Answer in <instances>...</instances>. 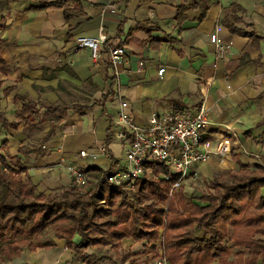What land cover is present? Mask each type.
Segmentation results:
<instances>
[{
	"label": "crops",
	"instance_id": "crops-1",
	"mask_svg": "<svg viewBox=\"0 0 264 264\" xmlns=\"http://www.w3.org/2000/svg\"><path fill=\"white\" fill-rule=\"evenodd\" d=\"M51 1L0 0V57L11 68L0 73V120L15 122L23 102L36 103L42 111L51 104L67 111L53 128L49 122L35 129L24 123L0 126V144L6 141L8 154L18 157L12 166L23 169L38 191L49 194L70 186L67 164H99L110 171L124 165L118 154L125 153L128 140L118 134L123 128L119 105L111 99L117 91L141 125L153 111H193L204 101L210 122L201 131L200 147L206 149L203 143L209 142L208 157L195 165L196 177L185 181L211 178L240 163L264 165V0H202L203 6L198 2L184 12L181 5L197 0H81L82 12L68 20L64 10L75 7L72 0L44 6ZM234 4L239 8H231ZM224 15L235 28L259 37L231 32L221 21ZM217 25L229 45L226 52L210 40ZM100 31L107 38L96 59L88 48L75 45L76 36ZM120 44L126 52L115 66L109 48ZM223 136L230 138L226 155L216 146ZM82 149L88 154L81 155ZM184 188L194 189L187 183ZM261 189L264 196V185ZM52 238L54 245L24 249L0 264H90L65 238ZM72 238L80 240L76 233ZM159 245L126 236L117 247L85 251L111 256V264H155ZM257 262L264 264V257Z\"/></svg>",
	"mask_w": 264,
	"mask_h": 264
},
{
	"label": "trees",
	"instance_id": "trees-1",
	"mask_svg": "<svg viewBox=\"0 0 264 264\" xmlns=\"http://www.w3.org/2000/svg\"><path fill=\"white\" fill-rule=\"evenodd\" d=\"M67 1L54 0L44 6L61 7ZM80 1L72 0L75 7L65 8L64 18L82 12ZM201 2L185 3L179 11ZM202 9L204 17L205 2ZM226 18L221 21L231 32L239 31L253 40L259 37L253 30L235 28ZM10 71L0 57V73ZM66 115L64 106L51 104L42 111L36 103L23 102L15 122L2 119L0 126L24 123L35 129L49 122L53 128ZM6 145V141L0 144V263L18 257L24 249L52 246V237L65 238L76 255L90 264H111L112 257L86 252L87 247H117L126 236L160 241L168 264H257L258 257H264V196L259 189L264 185V172L259 164L248 168L240 163L239 168L227 170L198 197L186 191L175 175L165 177L171 170L159 161L147 162L151 173L123 185L108 181L110 169L99 164L81 167L91 184L88 188L73 180L57 193L45 194L23 169L12 166L18 157L8 154ZM199 228L202 233L197 235ZM75 233L80 237L77 242L72 238ZM158 250L155 258L160 255ZM128 252L122 253L124 258Z\"/></svg>",
	"mask_w": 264,
	"mask_h": 264
},
{
	"label": "built area",
	"instance_id": "built-area-1",
	"mask_svg": "<svg viewBox=\"0 0 264 264\" xmlns=\"http://www.w3.org/2000/svg\"><path fill=\"white\" fill-rule=\"evenodd\" d=\"M219 25L214 27L210 34V40L217 44L221 52H226L229 45L222 42ZM107 34L100 31L98 35H78L75 45L86 47L90 50V56L96 59L99 56L101 44L105 43ZM125 47L113 45L109 48V60L117 66L125 55ZM164 67H159L158 73H162ZM111 99L118 102L119 110L117 119L123 128L119 130V136L128 140L125 148L124 165L109 172L106 179L113 184L123 185L125 182H132L145 173H151L152 167L147 162H164L171 170L169 177L175 175L178 181L186 178H195L197 175L196 164L208 157L207 147L209 142L203 143L206 149L201 150L200 138L202 129L210 122L209 108L201 101L195 110H166L164 112L153 111L148 122L144 125L136 123L129 110L127 99L120 92L111 94ZM230 138L223 136L216 146L221 155L230 151ZM100 151L106 152L104 146L99 147ZM81 155H87V150H80ZM94 157V156H93ZM72 180L78 185L87 187L88 178L81 167L74 164H67ZM159 256L155 264H167L162 256V250H158Z\"/></svg>",
	"mask_w": 264,
	"mask_h": 264
},
{
	"label": "rangeland",
	"instance_id": "rangeland-1",
	"mask_svg": "<svg viewBox=\"0 0 264 264\" xmlns=\"http://www.w3.org/2000/svg\"><path fill=\"white\" fill-rule=\"evenodd\" d=\"M118 156H119V159H120V162H118V163H120L119 165H122V164H124V158H125V153H123V154H118ZM253 167V166H252ZM248 168H250V167H248ZM259 168H260V170L262 171V172H264V165H260L259 164ZM235 169H237V168H235ZM226 172L227 171H223V172H221V175H225L226 174ZM218 176H220V175H212V177L211 178H205V179H200L199 181H197V180H192V181H189L188 179L185 181H183L185 184L187 183V185H193V187H194V189L193 190H189L188 192L189 193H191V194H193L194 196H197L198 197V195H201V194H203L204 192H206V191H208V189H209V186H210V184L212 183V181L216 178V177H218ZM204 178V177H203ZM126 183V182H125ZM131 183H129V185H130ZM89 185H91L90 183H89ZM88 185V186H89ZM86 188H88V187H86ZM259 189H260V192H262V189H261V186H259ZM187 191V190H186ZM55 193H57V192H55Z\"/></svg>",
	"mask_w": 264,
	"mask_h": 264
}]
</instances>
